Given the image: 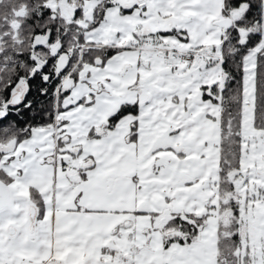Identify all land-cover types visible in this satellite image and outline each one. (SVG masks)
I'll return each instance as SVG.
<instances>
[{"label": "snow or ice", "instance_id": "obj_1", "mask_svg": "<svg viewBox=\"0 0 264 264\" xmlns=\"http://www.w3.org/2000/svg\"><path fill=\"white\" fill-rule=\"evenodd\" d=\"M0 264H264V0H0Z\"/></svg>", "mask_w": 264, "mask_h": 264}]
</instances>
